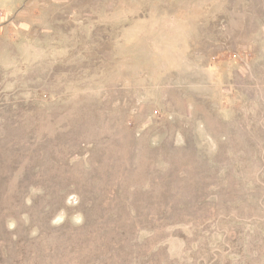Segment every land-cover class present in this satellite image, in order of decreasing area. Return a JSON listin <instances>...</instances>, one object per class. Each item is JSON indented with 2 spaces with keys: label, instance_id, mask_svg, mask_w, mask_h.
Masks as SVG:
<instances>
[{
  "label": "rangeland",
  "instance_id": "1",
  "mask_svg": "<svg viewBox=\"0 0 264 264\" xmlns=\"http://www.w3.org/2000/svg\"><path fill=\"white\" fill-rule=\"evenodd\" d=\"M0 264H264V0H0Z\"/></svg>",
  "mask_w": 264,
  "mask_h": 264
}]
</instances>
